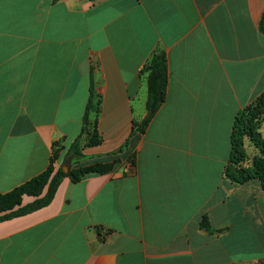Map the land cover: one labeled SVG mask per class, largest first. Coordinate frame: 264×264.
<instances>
[{
  "label": "crops",
  "instance_id": "obj_1",
  "mask_svg": "<svg viewBox=\"0 0 264 264\" xmlns=\"http://www.w3.org/2000/svg\"><path fill=\"white\" fill-rule=\"evenodd\" d=\"M158 53L167 97L140 133ZM263 95L264 0H0V193L58 149L55 170L113 165L0 222V264H264V190L227 175ZM89 104L102 143L77 163Z\"/></svg>",
  "mask_w": 264,
  "mask_h": 264
},
{
  "label": "trees",
  "instance_id": "obj_2",
  "mask_svg": "<svg viewBox=\"0 0 264 264\" xmlns=\"http://www.w3.org/2000/svg\"><path fill=\"white\" fill-rule=\"evenodd\" d=\"M144 73L147 75L148 85L146 102L147 116L142 122H134L133 125V131H139L140 133L145 131L151 119L166 100L169 76L166 55L164 53L155 54L145 66ZM263 109L264 95L255 104L245 108L238 114L232 137V154L229 167L227 168V175L239 184L257 180L264 190V138L256 126H253L251 129H246V133L241 128V122H259L261 113H264L262 112ZM92 113L93 108L89 104L86 110L82 132L68 150V155L75 158L77 163L84 157L82 152L84 137L86 139V146L95 147L102 143V138L97 129V123L89 121ZM245 136H248L259 153L253 160L252 165L248 168H238L237 164L244 155L243 141ZM60 151L61 149H58L53 152L50 165L45 172L8 193H0V222L34 212L49 205L60 183L66 177L72 182L77 183L86 176L109 173L113 169L112 164L95 163L78 168H71L68 172H64L62 169L55 170L54 163L59 158ZM45 189L47 191L43 195ZM24 196L34 197L35 200L23 206Z\"/></svg>",
  "mask_w": 264,
  "mask_h": 264
},
{
  "label": "rangeland",
  "instance_id": "obj_3",
  "mask_svg": "<svg viewBox=\"0 0 264 264\" xmlns=\"http://www.w3.org/2000/svg\"><path fill=\"white\" fill-rule=\"evenodd\" d=\"M264 112V109L262 110ZM251 116V114H249ZM253 126L258 127L259 132H261L263 138H264V113H261L260 121L259 122H241V128L245 130L244 133H246V129H251ZM243 152L244 155L239 160V163L237 164L238 168H248L250 165H252L253 160L255 159L256 155L259 153L258 149L254 146V144L249 140L248 136H245V139L243 141ZM240 157V156H239ZM73 165V164H72ZM72 165L70 164L69 159H65L63 163V167L59 168L62 169L64 172H68ZM65 168V169H63ZM67 178V177H66Z\"/></svg>",
  "mask_w": 264,
  "mask_h": 264
}]
</instances>
